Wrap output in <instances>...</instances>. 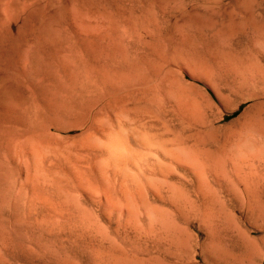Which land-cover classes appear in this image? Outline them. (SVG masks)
<instances>
[{"label": "rangeland", "instance_id": "1", "mask_svg": "<svg viewBox=\"0 0 264 264\" xmlns=\"http://www.w3.org/2000/svg\"><path fill=\"white\" fill-rule=\"evenodd\" d=\"M0 264H264V0H0Z\"/></svg>", "mask_w": 264, "mask_h": 264}, {"label": "bare ground", "instance_id": "2", "mask_svg": "<svg viewBox=\"0 0 264 264\" xmlns=\"http://www.w3.org/2000/svg\"><path fill=\"white\" fill-rule=\"evenodd\" d=\"M16 1V0H15ZM28 1V0H27ZM73 1V0H72ZM75 2V1H74ZM70 3H71V1H70ZM77 4V3H76ZM9 6V5H8ZM30 6V5H29ZM79 6V5H78ZM81 6V5H80ZM5 10H6V8H5ZM12 10H13V8H12ZM16 10V9H15ZM17 11V10H16ZM5 13V12H4ZM24 14V13H23ZM8 19V18H7ZM3 23V22H2ZM6 24V23H5ZM181 58V57H180ZM5 104V103H4Z\"/></svg>", "mask_w": 264, "mask_h": 264}]
</instances>
